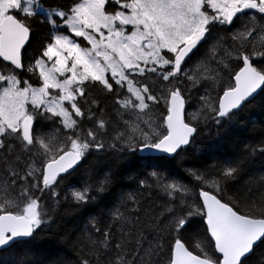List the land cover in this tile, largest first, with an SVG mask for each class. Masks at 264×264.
I'll return each instance as SVG.
<instances>
[{
  "label": "snow or ice",
  "instance_id": "6c2138e0",
  "mask_svg": "<svg viewBox=\"0 0 264 264\" xmlns=\"http://www.w3.org/2000/svg\"><path fill=\"white\" fill-rule=\"evenodd\" d=\"M109 2L77 0L64 11L47 8L42 0H0V149L7 147L11 152L12 139L18 141L21 151L32 158L23 175L15 162L0 161L4 165L3 174H0V251L19 241L27 242L50 219L49 212L41 207L38 197L30 194L29 187L20 186L18 192H13L17 178L25 181L33 177L36 183H32L31 188L41 192L52 189L61 174L80 164L92 148L104 147L96 129H89L85 134L72 117V113L77 117L85 116L76 101L77 96L85 95L83 85L86 81L99 82L111 92L113 84L105 75L110 70L114 83L127 88L130 95L118 99L117 103L125 110L119 114H127L130 118L124 120L126 127L117 132L115 139L132 152L162 154L142 157L148 160L178 154L190 143L197 129L185 122L186 98L180 88H166L167 115L157 125L151 118L148 102L159 103V98L148 84L141 86V82L130 77L151 72L158 73L164 81L183 76L192 82L191 87H196L202 80L214 87L220 82V70L230 67L228 60L242 61L239 70L230 73L234 83L222 87V95L215 106L207 86L201 97L204 107L215 112L217 123H220L219 118L231 119L234 110L264 89V22H258L256 16V13L261 14L264 21V0H114L119 5V10L114 12L106 10ZM17 12L28 18L39 14L53 30V39L45 45L41 56L27 66L22 61V49L29 40L30 25L27 20L18 18ZM246 12L249 23L243 25L242 30L232 32L234 43L225 45L224 37H212L215 25H232L238 14ZM62 28L67 29L71 37H82L91 48L82 47L70 35L61 33ZM213 39L215 43H211L208 56L196 66V71H186L182 65L189 54L202 42L209 43ZM212 62L216 68L211 67ZM25 68L28 72L39 70L43 81L41 87L18 78L16 70ZM66 73L71 75L66 76ZM57 74L64 79L61 81ZM49 89H59V95L53 96ZM65 101L71 110L65 107ZM45 113H51V116ZM92 115L88 109L87 118L92 119ZM54 117H60L63 128L71 134L58 137L56 133L60 129H57L56 133L45 136L37 130L38 118L53 120ZM195 118L193 115L192 119ZM97 125L99 130H105L106 121L100 119ZM165 128L166 131L162 130ZM111 147L117 145L114 143ZM235 172L234 167H229L223 175L230 177ZM151 175L157 177L169 197L180 201V212L175 208L168 209L172 213L170 225L178 234L169 264H247L249 256L264 244V201L259 205L252 204L245 214L222 202L216 194L202 189L198 195L200 203L188 204L183 199V195L189 193L186 186L177 182L161 183L158 171ZM196 178L214 187L216 192L221 191L218 181H205L199 175ZM107 184L108 177H105L97 183L95 191L103 192ZM90 191L91 186L74 191V201L87 203L94 199L89 195ZM175 193L182 195L177 197ZM51 194L57 195L54 189ZM195 217H202L206 225V243L197 244L199 251L194 254L179 235L192 227ZM116 218L123 219L118 210ZM103 236L96 247L107 251L110 234L105 232ZM127 243L129 241L115 245L121 254L115 257L113 264H138L135 256H140L142 251L147 255L151 249V245L144 248L143 239H137L135 255L126 259ZM83 264L89 262L84 260ZM259 264H264V257L260 258Z\"/></svg>",
  "mask_w": 264,
  "mask_h": 264
},
{
  "label": "trees",
  "instance_id": "16d2710c",
  "mask_svg": "<svg viewBox=\"0 0 264 264\" xmlns=\"http://www.w3.org/2000/svg\"><path fill=\"white\" fill-rule=\"evenodd\" d=\"M42 3L49 9L68 11L77 0H42ZM110 8L106 6L107 11H111ZM27 19L31 36L24 49L23 63L24 60L35 61L39 58L45 45L53 39L52 29L41 15ZM214 27L212 37H224L225 45L234 43L231 41L233 31L242 30L226 25ZM211 43H215V40L203 42L193 53L192 60L189 63L187 60L182 67L189 65L196 71V66L208 56ZM227 62L230 67L220 70V82L214 87L204 80L191 87L192 82L183 76L171 78L170 81H164L158 73L146 72L144 76H135L136 81L141 85L148 84L154 90L152 93L159 98V103L149 102L150 115L155 124L160 125L167 115L164 99L166 88L178 87L186 98L185 122H190L197 129L190 143L178 154L157 160L143 159L147 156L127 150L115 139L117 132L126 127L124 120L130 118L127 114H119L125 110L117 103L118 99L129 95L127 89L116 85L109 75V82L113 84L111 92L99 82L86 81L83 85L85 95L77 96L76 101L85 112L83 118L76 119L78 128L85 134L89 129H96L104 147L99 150L92 148L80 165L70 174L59 178L52 189L41 192L31 188V184L36 183L34 178L25 181L17 178V187H29L30 194L39 198L41 207L49 212L50 219L27 242L20 241L0 251V264H83L84 260L89 264H113L115 257L121 254L115 245L129 241L126 244V259H130L137 250V239L145 241L144 248L151 245L149 254L144 255L142 251L140 256H135L138 264H169L171 249L178 234L172 230L169 222L172 213L168 209L171 207L180 212V201L168 196L157 177L151 175L153 171L160 173L161 183L177 182L186 186L189 193L183 195V199L188 204L200 203L198 195L202 189L216 194L222 202L245 214L252 204L259 205L264 201V89L241 109L234 111L231 119L219 118L220 123H217L215 112L204 107L201 100L207 86L208 95L215 106L219 95H222V87L233 84L230 73L238 71L242 61L233 58ZM211 67L216 68L215 62L211 63ZM26 72L23 69L22 74ZM30 73L35 80L33 86H41L38 73ZM22 74L19 73V77ZM146 74L150 76L143 80ZM88 109H91L92 119L87 118ZM193 115L195 119H192ZM100 119L106 121L105 130L102 131L97 125ZM51 125L52 134L57 129H60L56 133L59 137L71 134L70 130L63 129L57 117L51 120ZM162 130L166 131V128ZM114 143L116 148L111 147ZM6 160L15 162L21 175L32 163L29 154L14 149L13 144L11 152L7 147L0 149V161ZM3 167L0 162V174H3ZM229 167H234L236 172L230 177L224 176V170ZM197 175L204 177L205 181H218L221 191L216 192L214 187L198 180ZM105 177H108L105 190L96 192L95 186ZM88 186L92 188L89 195L95 198L87 203L75 202L73 192ZM53 189L57 193L55 197L51 194ZM18 191L19 188L14 193ZM181 195L174 194L177 197ZM117 210L123 219L116 218ZM204 230L203 218L195 217L192 227L180 234L179 238L195 254L199 251L196 245L206 243ZM105 232L110 234L109 248L107 251L97 250L96 245L104 239ZM262 257L264 244L255 249L247 264H259Z\"/></svg>",
  "mask_w": 264,
  "mask_h": 264
},
{
  "label": "rangeland",
  "instance_id": "374dc122",
  "mask_svg": "<svg viewBox=\"0 0 264 264\" xmlns=\"http://www.w3.org/2000/svg\"><path fill=\"white\" fill-rule=\"evenodd\" d=\"M249 11H252V10H249ZM109 12H114V10H111V11H109ZM256 14L261 16V14H259V13H256ZM246 15H248V12L239 14V15H238V18L234 19V21H233V25H234L236 28H240V27H242L243 25H245V24H246V21H245V16H246ZM60 32H61V33H64V34H69V35H71V33H70L67 29H65V28L60 29ZM52 33H53V30H52ZM105 34H106V33H105ZM71 38H73V39H75L77 42H79V43L81 44L82 47L86 46V47H88V48H91V45L88 44L87 41H85L82 37H71ZM202 44H203V43H202ZM202 44H201V45H202ZM101 51H103V49H101ZM45 59H46V58H45ZM100 59H101V61L103 62L102 58H100ZM187 60H188V61H191L192 58L190 57V58H188ZM24 62H25V64H26V66L29 65V64H34V63H35V61H30V62H29V60H24ZM48 66L50 67L51 65L49 64ZM184 68H185L186 71H187V70L194 71L193 68H189V65L185 66ZM164 71H167V68H165ZM38 73H39V70H38ZM107 73H109V75H110V77H111V71L109 70L108 72H106V74H105L106 77H107ZM70 75H71V73H66V76H70ZM57 76H58V78H59L61 81L64 79V77H59L58 74H57ZM149 76H150V75H147V74H146V76L143 78V80H145V78H147V77H149ZM18 78H20L22 81H23V80H27V78H28V72L22 74V76H21V77H18ZM107 78H108V77H107ZM130 78H132V79H134V80H137L135 76H134V77H130ZM150 79H152V78H149V80H150ZM149 80H147V81H149ZM22 85H23V83L21 84V86H22ZM141 86H142V85H141ZM125 88H126V87H125ZM126 89H127V88H126ZM150 90H151V92L154 91L151 87H150ZM48 91H49V93H51L53 96H58V95H59V89H49ZM129 95H130V94H129ZM149 102H150V101H149ZM149 102H148V103H149ZM150 103H152V102H150ZM64 105H65V107H67L66 105H70V104H69L67 101H65V102H64ZM28 108L31 110V105H30V104L28 105ZM49 114H50V116H51V113H49ZM57 118L61 119L60 117H57ZM37 121H38V119H37ZM49 128H50L49 131L41 132V134H42V135H45V136H50V135H52L51 131L53 130V126L51 125V120H50V122H49ZM63 129H64V128H63ZM57 136L59 137V134H57ZM14 191H15V188H13V192H14Z\"/></svg>",
  "mask_w": 264,
  "mask_h": 264
},
{
  "label": "flooded vegetation",
  "instance_id": "af4514ba",
  "mask_svg": "<svg viewBox=\"0 0 264 264\" xmlns=\"http://www.w3.org/2000/svg\"><path fill=\"white\" fill-rule=\"evenodd\" d=\"M258 18V22H264L261 20V16L257 17ZM27 20V22L29 21V19H25ZM245 21H246V24L249 23V20H248V15L245 16ZM30 25V24H29ZM26 66V65H25ZM26 69V68H25ZM28 72V71H27ZM28 82L33 85L35 84V80L32 79V74L30 72H28V78H27ZM23 86V85H22ZM67 107L69 108V110H71V106L70 105H67ZM46 116H50L49 113H45ZM72 117L73 119H77L78 117L75 116L74 113H72ZM49 122L50 120H44L43 118H40L39 122L36 121V124L39 125L38 127V131L41 133V132H46V131H49L50 128H49ZM10 142L15 146V143H14V140L10 139ZM20 152L24 153V154H28L27 152L25 151H21V149L19 148ZM28 178H33V177H28ZM19 187H15V191L18 189Z\"/></svg>",
  "mask_w": 264,
  "mask_h": 264
},
{
  "label": "water",
  "instance_id": "95a60500",
  "mask_svg": "<svg viewBox=\"0 0 264 264\" xmlns=\"http://www.w3.org/2000/svg\"><path fill=\"white\" fill-rule=\"evenodd\" d=\"M248 12H251V11L248 10ZM29 41H30V36H29V40H28L27 43L25 44V47L27 46V44L29 43ZM25 47H24V48H25ZM22 50H23V49H22ZM194 50H195V49H194ZM194 50H193V51H194ZM191 54H192V53H190L189 56H190ZM186 59H187V58H186ZM4 63L7 64V62H4ZM16 71L21 72V69H17ZM233 83H234V81H233ZM260 91H261V90H258V92H257L256 94H254V97H253V98H250L249 101L253 100V99H254V98L260 93ZM249 101H245L244 104L247 103V102H249ZM244 104H242V106H241L239 109H241V108L243 107ZM185 109H186V106H185ZM239 109H236V110H234V111H238ZM193 135H194V134H193ZM192 137H193V136H192ZM192 137L190 138V141H191ZM186 146H187V145H186ZM186 146H183L181 149L185 148ZM181 149H180V150H181ZM140 155H143V156H149V155H151V156H160V155H162V154L155 153V152H153V153H147V152H146V154H142V153H140ZM164 157H172V156H166V155H165ZM80 163H81V162H80ZM79 165H80V164H78V165H77L76 167H74L73 169H70L67 173H63V174H61V176H60L59 178H62V177H64V176L70 174V173H71L72 171H74ZM59 178H58V179H59ZM205 227H206V225H205ZM19 242H20V241H19Z\"/></svg>",
  "mask_w": 264,
  "mask_h": 264
},
{
  "label": "bare ground",
  "instance_id": "6f19581e",
  "mask_svg": "<svg viewBox=\"0 0 264 264\" xmlns=\"http://www.w3.org/2000/svg\"><path fill=\"white\" fill-rule=\"evenodd\" d=\"M142 154H146V152L145 153H142Z\"/></svg>",
  "mask_w": 264,
  "mask_h": 264
}]
</instances>
